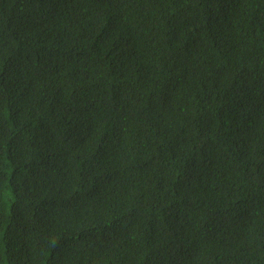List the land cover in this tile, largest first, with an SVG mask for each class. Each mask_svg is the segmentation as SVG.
Returning <instances> with one entry per match:
<instances>
[{"label": "trees", "instance_id": "obj_1", "mask_svg": "<svg viewBox=\"0 0 264 264\" xmlns=\"http://www.w3.org/2000/svg\"><path fill=\"white\" fill-rule=\"evenodd\" d=\"M0 264H264V0H0Z\"/></svg>", "mask_w": 264, "mask_h": 264}]
</instances>
